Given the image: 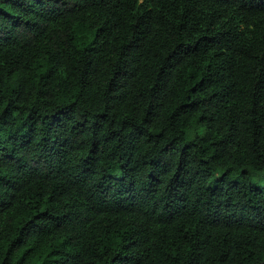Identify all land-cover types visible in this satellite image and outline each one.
I'll list each match as a JSON object with an SVG mask.
<instances>
[{"label":"trees","instance_id":"trees-1","mask_svg":"<svg viewBox=\"0 0 264 264\" xmlns=\"http://www.w3.org/2000/svg\"><path fill=\"white\" fill-rule=\"evenodd\" d=\"M0 264H264V0H0Z\"/></svg>","mask_w":264,"mask_h":264}]
</instances>
